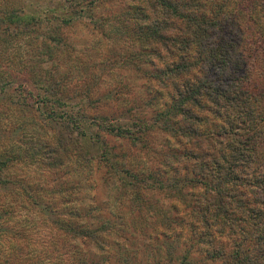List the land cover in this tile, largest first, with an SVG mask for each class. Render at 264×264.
Instances as JSON below:
<instances>
[{
  "label": "trees",
  "instance_id": "trees-1",
  "mask_svg": "<svg viewBox=\"0 0 264 264\" xmlns=\"http://www.w3.org/2000/svg\"><path fill=\"white\" fill-rule=\"evenodd\" d=\"M89 1L88 6H92L94 0ZM141 1L151 5L152 15H140L137 40L143 41L134 53L136 62L131 63L160 86L163 97L155 96L149 89L153 98L147 96L144 102V106L153 108L159 120L149 124L141 111L131 127L98 126V131L106 136L110 135L108 130H115L117 138L125 139L127 135L132 145L119 157L108 155L109 145L103 142V157L127 178L120 186L147 185L146 190L167 194L174 201L167 216L163 208L159 209L163 225L157 220L156 229L152 230L156 239L163 237L165 242L159 246V259L167 264H264V0H240L246 3L236 13L225 10L227 1L219 4H214V0ZM205 1L216 9H208ZM49 14L50 18L29 14L14 1L0 4V94L8 89L18 92L24 87L21 77L13 73L16 65L23 66L21 72L28 77L25 85L37 90L40 98L38 116L50 124H58L62 115L51 107L61 103L45 97V85L36 80L37 75H42L35 67L40 54L35 52L29 57L21 53L25 39L44 40L51 36V43L56 42L52 35L63 23L70 22L61 18L58 10H50ZM51 22L54 27L48 28V35L40 32L45 23ZM216 70L225 74L219 75ZM57 84L55 80L53 85ZM119 86L133 87L123 81L115 85ZM117 92L112 89L108 94L116 97ZM136 97L134 104L141 99L140 95ZM46 104H51V111L42 109L44 106L48 110ZM119 112L122 113L116 111L113 116ZM74 133L86 147L94 141L92 135L78 130ZM151 136L155 138L151 141L152 151L159 158L157 167L132 171L125 163L116 167V162H126L138 144L142 150L148 148ZM142 141L146 145L140 144ZM73 142L77 145L76 140ZM64 148L62 143L60 149ZM12 160L14 157L9 162ZM182 163L186 165L179 169L176 164ZM4 168L0 157L2 189L16 181L3 176ZM135 196L141 197L136 191ZM143 199L138 200L144 202ZM135 202L131 203L130 211ZM119 220L123 226L121 217ZM78 226L80 237L96 232L91 227ZM157 228L163 231L157 232ZM0 232L10 234L1 225ZM63 238L70 236L66 233ZM63 247L69 250L71 245ZM59 249L66 256L61 245ZM58 264L96 263L79 252L74 259L73 255L61 258Z\"/></svg>",
  "mask_w": 264,
  "mask_h": 264
},
{
  "label": "rangeland",
  "instance_id": "rangeland-1",
  "mask_svg": "<svg viewBox=\"0 0 264 264\" xmlns=\"http://www.w3.org/2000/svg\"><path fill=\"white\" fill-rule=\"evenodd\" d=\"M10 1L29 14L42 17L50 18V10H58V15L70 22L63 23L54 32L52 37L56 42L51 43V36L44 40L25 39L21 49L29 57L35 52L40 54L35 67L42 75H37L36 80L45 85V97L61 103L52 107L46 104L48 110L44 106L42 109L49 112L51 107L62 115V120L50 124L38 116L40 98L37 90L25 85L28 77L21 72V65H16L13 73L21 77L24 87L18 92L8 89L0 94L3 176L16 180L5 189L0 187V225L10 232L8 236L0 232V264H58L61 258L73 255L74 259L79 252L96 264H167L158 258L159 246L165 243L163 237L156 239L152 230L157 220L162 222L159 209L163 208L167 216L174 201L167 194L146 190L147 185L120 186L127 178L106 163L103 142L109 145L108 155L113 153L119 157L132 145L127 135L125 139L117 138L115 130H108L110 135L106 136L97 128L131 127L141 111L149 124L159 120L153 108H147L144 102L145 97H152L149 89L162 98L160 86L152 76L145 77L131 63L136 62L134 53L143 41L137 40L142 23L140 15L151 16V5L141 0H94L92 6H88L89 0H0V4ZM223 1H227L225 10L232 13L246 3L240 0H214L213 3ZM205 2L208 9H216L212 3ZM52 27L54 22L45 23L40 32L48 35L47 30ZM216 71L219 75L225 74ZM55 80L57 86L53 85ZM121 81L133 87H115ZM112 89L118 91L116 97L108 94ZM137 95L141 99L134 104ZM116 111L122 113L114 117ZM103 117L105 120H100ZM77 130L92 135L95 142L89 141L91 145L86 147L81 138L74 137ZM151 141H155L153 136L147 141L148 148L142 150L138 144L126 162H116V167L120 168L122 163L130 171L157 167L159 158L152 151ZM62 143L64 150L60 149ZM143 143L146 145L145 141L140 142ZM110 147L115 150L111 152ZM10 157H14L11 162ZM176 165L183 169L186 164ZM135 191L141 197L135 196ZM141 198L145 201L139 202ZM133 201L136 205L130 211ZM78 225L91 227L96 232L80 237ZM162 231L157 228V232ZM66 233L70 239L63 238ZM60 245L66 250V256L61 254ZM64 245H71L73 249L67 250ZM165 248L162 250L167 254Z\"/></svg>",
  "mask_w": 264,
  "mask_h": 264
}]
</instances>
